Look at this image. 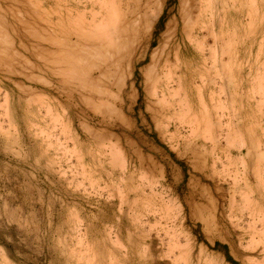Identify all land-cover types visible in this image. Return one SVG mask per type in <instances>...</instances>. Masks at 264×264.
Segmentation results:
<instances>
[{"label":"rangeland","instance_id":"obj_1","mask_svg":"<svg viewBox=\"0 0 264 264\" xmlns=\"http://www.w3.org/2000/svg\"><path fill=\"white\" fill-rule=\"evenodd\" d=\"M0 237V264H264V0H0Z\"/></svg>","mask_w":264,"mask_h":264},{"label":"trees","instance_id":"obj_2","mask_svg":"<svg viewBox=\"0 0 264 264\" xmlns=\"http://www.w3.org/2000/svg\"><path fill=\"white\" fill-rule=\"evenodd\" d=\"M0 244H2L3 246H5V248L7 250H9V248L11 246L9 243L5 242L1 237H0Z\"/></svg>","mask_w":264,"mask_h":264},{"label":"bare ground","instance_id":"obj_3","mask_svg":"<svg viewBox=\"0 0 264 264\" xmlns=\"http://www.w3.org/2000/svg\"><path fill=\"white\" fill-rule=\"evenodd\" d=\"M204 7V6H203ZM180 16V15H179ZM104 24V23H103ZM80 30V29H79ZM87 30V29H86ZM89 30V29H88ZM87 33V32H86ZM93 33V32H92ZM93 34H95V33H93ZM77 35V34H76ZM90 36V35H89ZM92 36V35H91ZM161 76V75H160ZM168 89V88H167ZM171 90V89H170ZM174 91V90H173ZM176 91V90H175ZM174 96H175V94H174ZM182 97V96H181ZM180 97V98H181ZM182 100V99H181ZM183 114V113H182ZM2 250V249H1ZM5 258V260H6V264H11L10 263V261L8 260V258L7 257H4Z\"/></svg>","mask_w":264,"mask_h":264}]
</instances>
